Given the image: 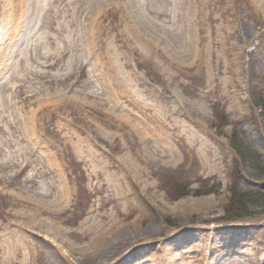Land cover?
<instances>
[{
  "label": "rangeland",
  "instance_id": "obj_1",
  "mask_svg": "<svg viewBox=\"0 0 264 264\" xmlns=\"http://www.w3.org/2000/svg\"><path fill=\"white\" fill-rule=\"evenodd\" d=\"M208 1L210 32L186 30L185 11L169 0L168 16L150 15L159 29L148 49L125 33L130 39L116 44L128 61L116 67L119 76L107 68L119 98L103 88L92 64H69L73 51L45 65L47 46L34 50L40 64L27 58L29 79L16 83L9 78L14 66L0 57L1 81L21 87L15 100L27 106L29 96L33 108L49 106L39 107L38 128L60 168L51 171L40 149L9 143L0 132V264H79L108 230L128 234L132 244L107 264L125 261L130 249L142 250L145 264L163 257L207 264L204 258L215 253L223 264H264V107L258 104L264 102V0ZM28 34V27L21 30L17 42ZM8 89L6 98L17 95ZM60 90L102 97H84L80 114L52 111ZM3 102L9 114L21 109ZM14 122L22 134L15 116ZM236 127L261 154L258 169L231 146ZM38 208L64 227L61 248L41 225L28 231L27 242L10 238L7 225L30 222Z\"/></svg>",
  "mask_w": 264,
  "mask_h": 264
},
{
  "label": "bare ground",
  "instance_id": "obj_2",
  "mask_svg": "<svg viewBox=\"0 0 264 264\" xmlns=\"http://www.w3.org/2000/svg\"><path fill=\"white\" fill-rule=\"evenodd\" d=\"M174 1L177 8L181 9V13L183 12L182 10L185 11L184 18L188 19L189 22V24L186 25V30L212 31V27L209 25L208 21L212 17L209 11L210 4L208 0ZM169 5V0H0V57H2V55L5 56L6 60L14 66L10 70V83H12V81H15V83L23 82L29 79V74H31L30 71L32 70L29 66H27V70H25L27 58L40 64L36 62L33 56L32 52L34 50L55 45V47L58 48L55 53L47 49V47H45L44 52H41L42 58L44 56L46 60L45 65H47L48 60L51 61L54 59L57 61V57L73 51L69 64L74 68L86 66L89 63L92 64L96 70V76H102L103 88L107 89V93L110 92V89L111 93L113 90L116 98H119L120 95L116 94V90L113 88L107 68L111 66L110 69L112 70L113 67L116 68L122 65V63L127 62L128 58L123 53H119L118 48L120 45L116 43L127 41L131 37L136 47L148 49L152 42L149 37L152 38V36H154L155 28L159 29L157 23L150 18V15L153 14L158 19L168 16ZM114 15H118L116 22H112L110 19V16ZM61 19H63L62 22L60 21ZM26 27H28L33 34H28L22 43H18L17 37L21 30H24ZM72 28H75L72 35L68 38H64V32ZM226 29L227 31L230 30V28ZM113 30H115V33H113ZM127 31L130 33V37L127 35L129 38L125 36ZM57 38H60L58 47L55 44ZM45 42H50L51 44L42 45ZM32 47L34 48L32 49ZM232 47L235 48L234 45ZM80 51L81 53H78ZM54 60L48 63V65L54 64ZM72 71L73 70L70 69V73H72ZM112 71L116 73L119 71V74L117 73L118 76L121 74L118 68ZM119 79L121 80V78ZM5 80L6 79L1 81L0 78V132L5 135H10L7 137V142L9 143L25 142L24 147L28 149H40L41 155L46 160L52 162L53 168L49 165L51 171H53V169L55 171H60L56 163V152L47 145L41 143L40 129L38 128L41 119L38 118V115H40L39 107L49 108V106L43 107L41 105L33 108L32 106H35L36 102L30 100L29 96L24 98V100L27 99L28 101V105L24 106L21 100H15V98L19 96L18 93H20L21 87L15 83L13 86H8V82ZM124 82L127 84L125 80ZM119 84L123 86L121 81ZM7 89L8 91L10 90L17 93V95L9 99L6 98L5 91ZM31 96H34V94H31ZM89 96L95 97V99L102 97L99 95L93 96L92 93H86L84 97L88 98ZM84 97L76 93L68 96L66 91L60 90L54 95L55 103L58 102L51 110L55 111L58 109L59 111H64L69 107L72 110H77L80 114L88 105ZM4 100L5 102L8 100L6 102L7 104H11L13 101L18 104L21 103V109L17 110L16 114H9L6 104L3 102ZM15 109H19V106H16ZM59 115L63 116L65 114L60 112ZM14 116L21 124L22 134H18L16 130L17 126L14 122ZM38 196L41 197L39 194ZM40 211L41 210L38 208V212L31 215L30 218L32 220L30 222L25 223L23 219H21L19 222L17 221L13 224L9 223L7 225V230L10 238L19 243L27 242L29 241L28 231L35 230L38 227L40 228L41 225V228L44 229L43 232L49 229L44 235L52 239L51 242L57 244L61 248L64 241L62 236H65L64 227L58 225L48 216L42 218L40 216L42 214ZM49 211H53V209L50 208ZM21 216H23V214H21ZM11 227H15L17 230H10ZM53 228L56 231L53 232ZM89 228L90 226L86 229ZM110 231L108 230L100 240H93V243L89 246L91 251L87 249L89 252L87 251L83 254L84 259L79 262V264H107L113 260L115 256L120 254L119 248L122 245H125L123 247V249H125L126 246L132 244V240H128V234L124 235L125 237L122 238L118 235V232L113 231L114 234H111ZM38 232L42 233L40 231ZM55 232L60 235L56 239L51 236L55 235ZM144 236L147 235H142L141 237ZM136 240L138 239L134 241ZM76 249L78 251L82 250L79 248ZM85 251L86 250L83 252ZM65 253L71 256L66 249ZM114 253L115 255H113ZM141 253L142 250L138 251V249H135L132 252V249H130L124 257L126 262L123 261L120 262V264H145L147 259L144 260L141 258ZM220 255L215 253L214 256L210 255L204 259L207 260V264H223L224 260ZM191 257L192 256H190V258ZM198 257H194L193 259H198ZM175 259L169 260L163 257L160 264H176L177 259ZM120 261H122V259ZM238 262L243 264L241 260ZM190 264H193V262Z\"/></svg>",
  "mask_w": 264,
  "mask_h": 264
},
{
  "label": "trees",
  "instance_id": "obj_3",
  "mask_svg": "<svg viewBox=\"0 0 264 264\" xmlns=\"http://www.w3.org/2000/svg\"><path fill=\"white\" fill-rule=\"evenodd\" d=\"M258 104L261 107H264V102ZM234 139L230 142L231 146L235 151L241 156L243 160L251 162L252 166L255 169H258V162L261 160V154L253 150L251 145L248 142V139L245 137L243 132H241L237 127L234 130Z\"/></svg>",
  "mask_w": 264,
  "mask_h": 264
}]
</instances>
